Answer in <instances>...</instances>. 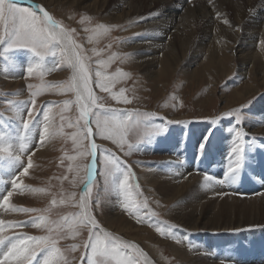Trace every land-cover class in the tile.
<instances>
[{
    "label": "rangeland",
    "instance_id": "1",
    "mask_svg": "<svg viewBox=\"0 0 264 264\" xmlns=\"http://www.w3.org/2000/svg\"><path fill=\"white\" fill-rule=\"evenodd\" d=\"M194 1L189 0V2ZM114 2L116 0H110L102 9L106 10L110 8ZM65 3L71 4H69L70 8L66 11L64 17L60 15L56 16L52 11H48L68 28L75 29L73 39L81 45L80 51L83 55L88 57L85 63L91 75L92 91L95 96L99 97L97 104L102 103L105 109H119L121 112L125 110H138L140 113H156L153 117H141V122L138 125L129 121L130 126L125 132L123 149L113 140L97 135L94 118L90 117L93 120V134L98 146V168L90 194L89 212H91L101 226L108 227L103 218L105 216L104 210L107 207L115 205L121 213H124L135 224L150 229L157 239L160 238L175 245H182L190 253H196L201 250L200 253H203L212 260L215 259L220 264H229L227 257L229 258L234 253L243 257L246 251H248L244 245H248L249 248V246L255 244L256 246L259 245V248L260 245L264 248V225H245L239 230L235 229L227 233H220L222 231H204V233L203 230L199 232L191 230L185 227V224L182 225L176 220L171 219L170 216H172L173 211L166 204L158 200L157 195L152 194V190L144 187L138 169V166L144 167L146 163H150V165L153 163L144 159L141 155L144 153H156L159 149L165 150L168 147L166 143L169 142L178 149L180 146V150L183 152L179 153L180 155L178 154L179 160L177 162L169 163L170 167L167 168V172L169 175L174 174L176 176L177 174H184L188 172L190 165L195 168L193 160L197 158L202 159V153H195L193 155L190 151L193 145L199 144V142H195L196 132L199 127L204 128L205 136L208 132H212L210 136L211 140H213L214 135H217L215 136L217 139L219 138L217 142L223 140L225 142L223 144H229L227 145L229 149L235 139L234 132L231 130L240 127L249 134L245 137L247 141L246 148H248V145H253V149H255L253 153L254 166L253 168L249 167L250 164L246 163L240 179L234 184L237 185V189L233 191V194H230L246 198L249 196L246 191H251L254 188L253 195L262 193V190H257V187L260 184L258 182L259 177L262 180L264 179V133H257L255 129L256 126L264 125L263 80L258 79L254 81L253 77L256 73L252 70L251 73L253 74H247L246 72L243 74L239 73L240 57L239 53L235 50H227V55L230 57L228 56L229 59L224 62L225 66L223 69L217 64L213 70H210L206 74L202 73L204 75L194 77L193 75L198 69V63L191 64L190 61L193 57L194 47L201 42L193 35L189 40L191 43L188 51L192 52L188 59L184 62L181 61L169 78L159 80L160 77L156 78L155 75L150 76L144 73L142 66L140 64L137 66L133 60L137 57L136 52L130 51V46L133 43L143 41L147 37L144 30L141 33L136 28L141 23L140 20L142 21L139 16L143 15L146 9L140 15L130 16L123 24H111L104 22L102 19L99 20L96 17L88 16L86 13L93 10V7H90L89 11L85 10L86 7L84 5L86 3L74 4L70 1H66ZM22 6L28 5L22 4ZM99 7H96V9ZM226 10L220 12L219 15L218 13H212L211 19H216L219 23L233 28L237 23L233 21L234 16L232 12ZM250 10L252 8H248L245 13H250ZM100 12L103 13L104 11ZM225 13L226 15H224ZM85 16L89 19H84ZM66 17L71 20L66 19ZM247 17L248 15H246L245 19ZM225 18L229 22L224 20ZM97 25H114L116 27L111 28L107 33L94 36L93 29ZM202 28L203 26L200 22L197 23L194 33L200 34L199 32ZM242 31L241 29L240 32L242 33ZM90 37L93 38L90 39ZM165 40H170V37L167 36ZM255 41L256 49L259 50V53L263 54L264 35ZM56 43L55 41L53 42L54 45ZM223 46L221 45L220 47ZM49 47L51 50H45L46 54L42 61L40 57L35 56L34 53H31L27 49L15 50L13 57L6 61L4 59L5 54L0 51V73L6 78L11 77L23 82L22 85L16 86L3 84L0 81V136L10 137L12 142H15V138L19 134L21 127L19 112L23 113L25 119L30 120L32 118L28 116V109L32 108V117L42 120V113L46 108L51 109L48 120L49 133L45 134V138L41 141L43 124L38 128H34L32 133L33 141L29 145V151L23 154L24 166H27L28 156H31L32 159V167L29 169L28 174L21 175L22 169L10 170L5 161L0 160V176L2 177L0 179V194H2L0 195V220L5 222H26L20 226L5 227L3 231H0V238L8 237L9 239H13L21 233H26L29 236L50 234L48 228L43 226L40 228L33 227L29 222L31 218L39 215L48 217V221L53 228L52 234L56 235L55 225L51 224V222L64 224V217H68L67 224L71 225V227H64L63 231L56 236L58 247L64 253L69 264H87V255L82 245L88 238L89 226L80 223L82 217L80 216L81 207L79 201L83 192V186L87 181V165L92 159L87 154L90 151L91 139H80L79 137H77L76 141L73 139L72 134L80 131L77 121L80 124L83 123L80 119V103L77 102L74 91H64L56 86L61 84V82L65 84L71 82L72 68L67 65L66 60L64 63H60L62 57L59 46L53 47L50 45ZM52 53H55V55ZM114 54L115 58L110 59ZM206 58L207 56L203 54L202 60ZM101 60L107 63H99ZM29 62L33 65L36 62H40L42 67L36 68L33 74L28 75L24 69L28 66ZM57 64H59L58 67H55L52 71H48V69H53ZM97 71H100V77L96 76ZM41 72H43V75H41ZM117 73L120 74L117 75ZM100 79L104 80L108 90H104L99 86L97 80ZM251 82L259 86L258 93L252 97L245 98L243 101L233 102V96L236 93L234 89ZM28 85H32L33 87L29 88ZM41 87L44 90L39 95L33 97L32 93ZM121 90H123V96H126L130 103H124L122 99L118 100L114 98L113 93L119 95ZM33 99L35 100V105L31 104ZM65 100L72 101V103L66 106L63 103ZM16 102H23V104L21 106ZM49 102L53 103L49 104ZM233 110L238 111L242 120L240 125L237 124L236 118L224 116V113ZM92 112L98 115L101 121H103L105 116L111 115V113L99 108H93ZM167 121H184L186 123L169 124ZM145 124L166 125L167 132L157 134L149 140L145 136ZM170 136L172 137V141H170ZM226 141L228 142L226 143ZM129 145L132 146L130 154ZM155 146H159L160 148L158 149ZM104 149H109L112 153H115L119 157L120 162H122V167H130L133 173L128 181L131 196L141 203L145 198L147 199L148 208H141V215L149 213V210L157 213V217L152 218L156 220L155 224L151 220L138 222L136 216L129 214L124 207L123 190L116 189L110 181L106 182L103 174L104 166L102 159L108 153L104 152ZM42 151H46L48 154L44 155L41 153ZM81 153L84 154L81 155ZM246 154L247 157H251L252 149ZM70 157H75V159H70ZM155 164L161 163L158 161ZM195 165L199 169H196V171L201 172L203 176L207 173L210 162L205 159L200 164ZM70 168L71 171L69 170ZM177 170L180 172H177ZM116 175L120 180H123V176L120 173ZM211 175L216 177L214 174ZM255 182L257 185L251 187L250 185L252 183L255 184ZM14 183L21 187L14 188ZM137 184L139 185L138 188L135 187ZM218 186L220 185L213 183L211 188L226 193L223 188L221 189V186ZM247 186H250V188ZM8 191L12 192V195L8 197L9 204L3 205L2 196L7 195ZM72 193H75V197L71 196ZM97 198H99V203H97ZM53 201L56 202L53 203ZM10 206H22L39 211L27 213L13 211ZM174 206L171 205V208ZM213 219H216L215 224L219 223L218 225H223L232 221L237 222L240 220V217L236 213L230 216V214L213 215L212 212H206L204 216L199 218L200 221L197 226L208 225L206 221ZM168 225L175 226L173 231L178 239H173L171 236H162L157 232V226L167 228ZM210 226L215 225L211 223ZM210 226L208 225V227ZM73 228L79 231V235L75 237L71 235ZM59 236H63L64 238H59ZM113 236L120 238L122 241L131 242L115 234ZM218 237H223L220 241L223 240L226 246L222 245V247H219L218 242H213ZM211 242H213V247L209 248V251H206L205 244L208 245ZM5 243H7V240ZM152 243L157 257L165 264H185L182 263L178 256L173 254L171 248L164 245L158 248L155 242ZM72 244H79L81 247L76 251H72L70 248ZM257 250L259 251V249L255 248L253 251L256 256L258 254ZM262 251L264 252V250ZM230 252L231 254H229ZM249 252L253 255L252 251ZM43 255L44 253L38 251L37 261H34L33 264H38L42 260ZM82 255H85L84 261L80 259ZM136 255L139 264H144L145 257L139 251L136 252ZM258 260V262L253 263L264 264V257H258Z\"/></svg>",
    "mask_w": 264,
    "mask_h": 264
},
{
    "label": "bare ground",
    "instance_id": "2",
    "mask_svg": "<svg viewBox=\"0 0 264 264\" xmlns=\"http://www.w3.org/2000/svg\"><path fill=\"white\" fill-rule=\"evenodd\" d=\"M26 1L29 2V0ZM66 1L74 4L86 3L84 5L86 7L85 10L89 11L90 7H93V10L86 13L88 16L96 17L99 20L102 19L104 22L111 24H123L130 16L140 15L146 9V12L139 16L142 21L140 20L141 23L136 28L140 32L144 30L147 37L143 41L133 43L130 46V51L137 54L134 59L132 55V59L137 66L140 64L144 73L150 76L155 75L156 78L160 77L159 80L169 78L174 73L176 66L181 61L184 62L188 59L192 52L188 51L191 43L189 40L193 35L201 42L194 47L193 57L190 61L191 64L198 63V69L195 71L194 77L206 74L213 70L217 64L223 69L225 66L224 62L230 57L227 55V50H235L240 57L239 73L253 74L251 72L254 71L256 75H254L253 80L262 79L264 84V53H259V50L256 49L255 41L264 35V0H195L194 2H189L188 0H116L106 10L102 8L110 0H30L32 4H41L47 10L52 11L54 15L62 17L66 15V11L70 8L69 4L71 3L66 4ZM98 6L100 7L96 9ZM248 8H252V10H250V13H245ZM225 10L231 11L234 16V20H232L237 24L233 28L219 23L216 19H211L212 13H220ZM100 11L104 12L101 13ZM245 14L248 15L247 19H245ZM66 19L70 18L66 17ZM224 20L229 22L226 18ZM198 21L203 28L200 30V34H195ZM241 29L243 30L242 33L240 32ZM167 36L170 37L168 41L165 40ZM221 45L224 46L220 47ZM203 54L207 56L204 60H202ZM0 81L8 85L19 86L23 84L22 81L11 77L6 78L1 73ZM234 90L236 93L233 96V102H240L258 93L259 86L251 82L245 83ZM255 130L257 133H264V125L256 126ZM196 133L195 142H199V144L193 145V148L190 149L193 155L199 153L200 141L202 140L203 142L206 138L203 127H199ZM215 136L217 135L213 136V140L208 137L209 143H205L202 159L193 160L195 168L190 165L188 172L177 174V176L174 174L169 175L167 168L170 167L169 163H175L179 160L178 154L183 152L180 150V146L178 149L175 145L166 141V145L168 144L167 149L161 150L159 146H155L159 149L156 153H144L141 155L144 159L153 162L151 165L146 163L144 167L138 166L144 187L152 190V194L157 195L158 200L170 207V210L173 211L172 216H170L171 219L182 225L185 224V227L194 231H222L220 233H227L235 229L239 230L245 225H264V179L262 180L259 177L258 182L260 184L257 187V190H262V193L253 195L254 188L251 191H246L249 194L246 198L231 195L237 189V185L234 184L231 186L228 184L220 185L221 189L223 188L226 193L203 186L204 175L202 176L201 172L196 171L198 167L195 164H200L202 160L207 159L210 162L207 174H214L217 178H223L230 158L229 148H227L229 144H223L225 143L223 140L217 142L219 138L217 139ZM171 138L170 136V141H172ZM90 139L91 142L93 140L96 141L94 134ZM250 150L246 148V153ZM254 151L255 149L252 148L251 157H247L246 161V163L250 164L249 167L252 168L254 166ZM41 153L44 155L48 154L46 151ZM158 161L161 164L156 165L155 163ZM177 172L180 171L177 170ZM255 185H257L256 182L250 186L255 187ZM250 186L247 187L250 188ZM174 204L176 205L174 206ZM171 205L174 207L171 208ZM87 211L89 210L87 209ZM206 212H212L213 215L230 214V216L236 213L240 220L218 225L219 223L215 224L216 219H213L207 220L206 223L209 226L211 223L215 226L208 227V225L204 224L202 227H198L199 218L204 216ZM104 214L103 218L108 227L100 226L107 232L126 238L138 245L139 249L147 254L150 264H165L157 257L152 242H155L158 248L163 245L171 248L173 254L178 256L182 263L185 264H220L215 259L212 260L200 253L201 250L196 253H190L182 245H175L160 238L157 239L150 229L135 224L124 213H121L115 205L107 207L104 210ZM222 238H215L213 242H218L219 247H222V245L226 246L223 240L220 241ZM213 242L211 244L208 243V245L205 244L206 251L213 247ZM244 247L248 248V245H244ZM242 248L240 249L242 250ZM258 257L261 258V256ZM258 257L251 254L248 257L245 254L240 257V255L234 253L227 259L229 264L231 262H233L232 264H254L252 262L259 261Z\"/></svg>",
    "mask_w": 264,
    "mask_h": 264
},
{
    "label": "snow or ice",
    "instance_id": "3",
    "mask_svg": "<svg viewBox=\"0 0 264 264\" xmlns=\"http://www.w3.org/2000/svg\"><path fill=\"white\" fill-rule=\"evenodd\" d=\"M25 0H0V51L4 55V59L7 61L11 57L15 50L27 49L35 56L40 57L43 60L46 54L45 50L50 51V45L53 47L59 46L61 53L60 63H64L65 60L67 65L73 70V77L71 82L56 85L64 91H74L76 93L77 102L80 103V119L83 121L82 124L77 121V126L79 128L78 133H73L74 141L77 137L80 139H88L93 135L92 123L94 118L96 134L102 136L106 139L113 140L115 143L119 144L121 149H123L125 140V132L130 126L129 121L133 124L138 125L141 117L148 118L153 117L156 113H140L138 110H125L121 112L119 109H105L104 104H97L99 97L95 96L91 88V75L88 71L85 61L88 59L80 51L81 45L76 43L73 39V33L75 29H70L66 27L62 21L56 19L43 5L32 4L29 0L28 6H22ZM219 15V13H218ZM84 19H89L84 17ZM139 22V21H138ZM227 23V21H225ZM116 27L114 25H97L93 29V35H100L102 33H107L111 28ZM93 37H90L92 39ZM57 42L55 45L53 42ZM95 51V49H93ZM55 55V53H52ZM115 58V54L110 59ZM14 62V60H13ZM101 64L107 63L106 61H99ZM59 64L55 65L53 69H48L52 71ZM40 62H36L33 65L29 62L28 66L25 67V72L28 75L33 74L36 68H41ZM120 73H117L119 75ZM43 75V72H41ZM127 75V74H124ZM96 76L100 77V71L96 72ZM99 86L107 89V85L103 79L97 80ZM32 88V85H28ZM44 89L38 88L37 91L32 93L35 97L40 94ZM114 98L121 100L124 103H130L126 96H123V90L119 95L113 93ZM12 103V102H10ZM22 106L23 102H16ZM53 102H49L51 104ZM66 106L72 103V101L65 100L63 102ZM32 105H35V100L31 101ZM93 108H99L105 110L111 115L105 116L103 121L98 115L92 112ZM50 108L42 113V120L35 119L32 117V108L28 109V116L32 119H25L22 112H19L20 117V132L15 138V142H12L10 137L0 136V160L5 161L7 167L11 169L21 170V175H27L29 169L32 167L31 156L27 157V166H24L23 154L29 151V145L33 141V129L40 127L43 124V133L41 134V141L45 138V134L49 133V111ZM224 116H232L236 118L237 124L240 125L242 120L238 114L237 110L229 111L224 113ZM135 117V119H133ZM163 119V118H161ZM167 123H186L184 121H167ZM234 132L235 139L229 149V162L227 164L226 171L223 178H217L210 174L204 175V187H211L213 183L229 186L237 183L240 179L243 169L246 165L247 154H246V144L247 141L245 137L249 134L243 131L242 128L237 127L232 129ZM167 132L166 125H156V124H145V136L150 140L153 136L157 134H163ZM212 135V132L206 134V138L201 142L199 153H204L205 143H209L208 137ZM97 144L93 140L91 142L90 151L87 153L91 156V162L87 165V183L84 186V190L80 197V216L82 219L80 223L89 226V235L86 241L83 243V248L87 255V264H139L136 252L139 251L141 255L145 257L144 264H150L147 258V254L143 253L139 249V246L131 243L122 241L120 238L113 236V234L104 230L91 212L87 211L91 199L92 185L94 183V173L97 168ZM132 146L129 145V154L131 152ZM249 149L253 148V145H248ZM104 152L108 153L103 156L102 163L104 166V176L106 182H111V184L116 189H122L124 194V207L129 212V214L135 215L138 222H147L151 220L153 224L156 223L155 218L157 213L150 211L141 215V208H148L147 199L141 203L132 198L129 185V177L133 174L130 167L123 166L120 162L119 157L112 153L109 149H104ZM84 153H81L83 155ZM70 159H75V157H70ZM71 171V168L69 169ZM120 173L123 176V180L116 175ZM14 188L21 187L20 185L13 184ZM136 188L139 185H135ZM42 191V190H36ZM2 195V194H0ZM12 195L11 191L7 192V195L2 196L3 205H8V197ZM75 197V193L71 194ZM56 201H53L55 203ZM97 203H99V198H97ZM12 207L13 211L21 212H37V209H30L26 207ZM68 217H64V224H57L56 222H51L55 225L56 235H53V228L48 221V217L45 215H39L30 219V223L33 227H46L50 234L40 235V236H29L26 233H21L16 235L13 239L8 237L0 238V264H33L37 261V253H44L42 260L38 264H69L67 258L64 256L62 250L58 247V240L56 236L59 235L64 229V227H71L67 224ZM26 223L23 221H2L0 220V231H3L5 227L20 226ZM174 225H168L167 228L157 226L156 230L162 236H171L173 239H178L176 237L173 229ZM73 237L79 235V231L74 229L71 232ZM59 238H64L59 236ZM7 240V243L5 241ZM81 245L72 244L70 246L72 251H76ZM131 249V251H129ZM81 261L85 260V255L80 257Z\"/></svg>",
    "mask_w": 264,
    "mask_h": 264
}]
</instances>
